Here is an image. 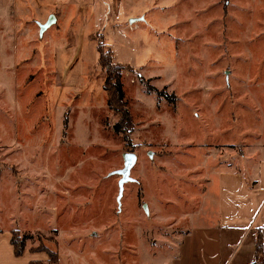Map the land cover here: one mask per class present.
<instances>
[{
  "label": "rangeland",
  "instance_id": "obj_1",
  "mask_svg": "<svg viewBox=\"0 0 264 264\" xmlns=\"http://www.w3.org/2000/svg\"><path fill=\"white\" fill-rule=\"evenodd\" d=\"M2 1L0 231L56 250L54 264H168L187 230L219 225L220 169L248 177V152L264 148V0H112L130 17L102 18L114 21L110 45L109 25L92 23L55 43ZM99 45L124 67L131 127L120 132ZM125 151L135 181L118 204L108 173ZM194 233L184 250L208 238Z\"/></svg>",
  "mask_w": 264,
  "mask_h": 264
},
{
  "label": "crops",
  "instance_id": "obj_2",
  "mask_svg": "<svg viewBox=\"0 0 264 264\" xmlns=\"http://www.w3.org/2000/svg\"><path fill=\"white\" fill-rule=\"evenodd\" d=\"M23 1L8 0V8L11 7V3L15 4L17 8L16 13L20 17L17 23L21 21L26 23L27 21L29 26L35 25L38 34L40 26L46 24L49 17L52 16L40 34L43 36L47 30L52 29L50 34H46L45 37H51L55 43L59 44H63L65 35H72V29H76L75 34L78 38L82 28L92 23L94 30L97 31L102 30L103 24L109 25L108 31L104 27L103 35L104 43L110 45L108 34L113 33L111 32L112 23L114 21L123 22L130 17L124 15L123 12L118 14L114 8L116 4L113 5L112 0H32L34 2L32 5ZM2 2L1 0L0 12L5 9L3 6L5 3ZM18 2L21 9L17 7ZM110 9H113L115 19L114 21L109 19L107 22L102 18L107 15L111 17ZM125 29L128 30V28ZM28 31L32 34L31 30ZM130 31H134V29L131 28ZM89 33L91 30L87 34ZM75 51L78 54L79 48ZM59 52L61 53L62 50ZM253 154L257 156L258 160L254 159L255 157L252 158ZM248 155L250 157L247 170H245L248 177L236 169H220L219 212L216 215L211 213V217H215L219 225L214 222L215 226L206 228L207 230H187L184 233L183 243L181 242L178 254L168 264H196L195 258H198L199 264H264V148L254 147L248 152ZM255 170L257 176L253 173ZM201 215L203 216L202 207L200 210L189 213L188 217L193 221ZM195 231L199 235L203 231L207 233V240L204 237L202 238L203 243L196 246L186 245L184 250V242L187 239L194 240ZM211 234L216 237L213 238V242H210ZM258 239L261 242L259 256L256 253ZM188 250H190L189 253ZM48 258L45 251H29L28 249H25L20 255H16L11 243V233L0 231V264H31L34 261H47Z\"/></svg>",
  "mask_w": 264,
  "mask_h": 264
},
{
  "label": "trees",
  "instance_id": "obj_3",
  "mask_svg": "<svg viewBox=\"0 0 264 264\" xmlns=\"http://www.w3.org/2000/svg\"><path fill=\"white\" fill-rule=\"evenodd\" d=\"M99 53L98 63L105 73L104 89L107 92V103L111 106V109L120 115L119 120L114 124L115 131H122L123 129H129L131 127V120L128 111L124 107V92L122 83L120 81V72L124 69L122 63H113L112 53L110 50L103 51L102 45L97 48ZM128 65V64H125ZM143 82V78H141ZM146 88L150 91H154L157 95H160L157 88L148 86ZM122 126V128H121ZM28 237L21 235L20 231H11V243L14 247V253L20 255L25 250V242ZM34 251H45L49 256V263L54 264L58 260V252L56 250L49 249L42 245ZM261 252V242L258 239L256 244V253L259 256ZM31 264H47L42 261H34Z\"/></svg>",
  "mask_w": 264,
  "mask_h": 264
},
{
  "label": "water",
  "instance_id": "obj_4",
  "mask_svg": "<svg viewBox=\"0 0 264 264\" xmlns=\"http://www.w3.org/2000/svg\"><path fill=\"white\" fill-rule=\"evenodd\" d=\"M51 18L52 16L49 17L46 24H42L40 26V31H42L45 28V26L48 25ZM122 158H123V166L119 169L112 170L108 173V175H118L119 176L118 181H117L118 194L116 198L118 204L120 203V199L123 194L124 184L126 182L135 181V179L130 175V170L134 166L137 156H136V153L133 151H125L122 154Z\"/></svg>",
  "mask_w": 264,
  "mask_h": 264
}]
</instances>
